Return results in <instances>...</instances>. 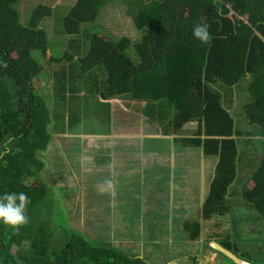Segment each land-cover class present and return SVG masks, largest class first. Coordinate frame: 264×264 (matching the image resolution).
Listing matches in <instances>:
<instances>
[{"label": "trees", "instance_id": "16d2710c", "mask_svg": "<svg viewBox=\"0 0 264 264\" xmlns=\"http://www.w3.org/2000/svg\"><path fill=\"white\" fill-rule=\"evenodd\" d=\"M56 1L0 0V196L24 192L30 199L26 224L13 230L0 222V264H146L144 258L115 245L53 225L51 211L43 209L47 205L52 210L48 206L51 187L42 178L47 167L42 153L54 136L50 124L65 121L57 129L72 131L76 104L85 90L98 93L110 105L131 96L145 104V115L165 135H181L178 142L219 157L204 203L206 218L230 213L237 208L240 195L264 221V144L262 154L249 153L244 165L243 131L237 129L233 115L241 89L242 113L255 130L249 135L255 133L264 142V0L144 3L136 12L130 11L143 33L134 45L141 61L131 56L129 38L105 37L86 26L98 21L111 0H74L63 24L70 36L68 49L61 58L50 55L46 22L64 4L55 6ZM19 2L36 4L29 25L20 20ZM198 23L210 26L212 40L207 44L192 35ZM34 50L49 58V72L34 58ZM41 80L47 81L45 86H40ZM47 88L54 92L50 103L48 95L40 93ZM60 102L63 107L75 102L67 118L57 112ZM77 119L80 123L82 117L78 114ZM194 123L197 126H191ZM187 132L194 134L185 138L182 133ZM250 181L254 186L247 188ZM36 210L42 211L41 222ZM237 228L245 231V227ZM185 230L189 239L196 240L202 225L187 222ZM237 236L220 242L241 257L264 264V246L255 248L260 260L247 258L246 252H239Z\"/></svg>", "mask_w": 264, "mask_h": 264}, {"label": "rangeland", "instance_id": "374dc122", "mask_svg": "<svg viewBox=\"0 0 264 264\" xmlns=\"http://www.w3.org/2000/svg\"><path fill=\"white\" fill-rule=\"evenodd\" d=\"M151 1L133 0L130 4L126 0H111L98 21L86 26L92 31H100L105 37L129 38L133 45L131 56L141 61L134 45L142 40L143 33L136 28L130 11L136 12L139 6ZM73 3L74 0H57L55 6H60L53 12V20L46 22L50 55L57 58L68 49L70 36L64 31L63 24ZM28 5L25 2L17 4L24 25H29L36 7V4ZM33 56L49 72L50 68L46 66L49 58L39 50H34ZM48 81L52 86V80L49 78ZM46 82L41 80L39 84L45 86ZM78 87L81 92L80 83ZM242 91H238L233 115L238 121L237 129L243 131L241 150L244 165H247L249 153L258 151L262 154L264 142L255 133L249 135L255 130L249 128L242 113ZM40 93L48 95L46 99L51 102L53 90L47 88L44 92L41 89ZM81 95L82 101L76 104L73 132H61L57 126L59 123L64 125L65 121L54 120L50 124L54 136L48 150L42 153L47 163L42 178L51 187L48 206L52 210L47 205L43 209L48 213L51 211L53 225L70 232L81 231L89 239L115 245L129 255L144 258L146 264H238L207 246L210 238L219 237L216 234L226 237L233 230V220L238 227H245L240 235L242 238H236L240 243L239 252L244 255L246 252L247 258L253 260L261 259L255 248L264 246V221L259 220L257 211L249 207L243 197H237L238 206L228 216L213 217L208 221L200 216L215 176L217 156H204L200 148L182 149L174 134L167 137L162 127L145 115V104L131 96L116 99L114 105L118 103V106L114 107L98 93L85 90ZM122 101L126 106L120 104ZM66 105L63 107L60 102L57 111L64 118H67L68 110L71 112L75 107V102ZM78 108H81L80 112ZM78 114L82 117L80 123H77ZM127 114L129 116L125 117ZM191 126L195 127L197 123ZM126 127L128 133L124 131ZM111 130L118 132L108 139L81 135L108 134ZM74 142L76 145L73 146ZM78 148L81 153L74 159L80 162V167L68 158L74 150L78 153ZM253 186L252 181L247 183V188ZM34 213L40 220L42 211ZM193 219L201 220L205 239L193 242L188 238L184 224Z\"/></svg>", "mask_w": 264, "mask_h": 264}, {"label": "clouds", "instance_id": "9594fccd", "mask_svg": "<svg viewBox=\"0 0 264 264\" xmlns=\"http://www.w3.org/2000/svg\"><path fill=\"white\" fill-rule=\"evenodd\" d=\"M207 23H198L193 26L192 35L201 43H209L212 36ZM218 165V163H217ZM217 167V166H216ZM216 171V170H215ZM30 199L24 192H10L0 196V222L16 230L28 222L26 207Z\"/></svg>", "mask_w": 264, "mask_h": 264}, {"label": "flooded vegetation", "instance_id": "af4514ba", "mask_svg": "<svg viewBox=\"0 0 264 264\" xmlns=\"http://www.w3.org/2000/svg\"><path fill=\"white\" fill-rule=\"evenodd\" d=\"M106 101H109V100H106ZM114 103H115V101H113V105H114ZM117 105H114V107H117L118 106V103H116ZM121 109H122V107H121ZM124 109V108H123ZM122 109V110H123ZM124 113H126V111H125V109H124ZM129 115L127 114V115H125V117H128ZM118 126V125H117ZM124 131H125V133H128V132H126L127 131V127L126 128H124ZM118 132V131H117ZM117 132L116 131H113V130H111L107 135H109V136H111L112 138L113 137H115L114 135L115 134H117ZM120 133V132H119ZM121 134V133H120ZM172 134H174V136L176 137V138H181V135H178V134H176V133H171L170 135H172ZM194 134V133H193ZM193 134H189V135H187V134H184L183 136L186 138V137H192L193 136ZM104 135V134H103ZM167 137H169V135H166ZM177 141H178V139H177ZM76 142H74L72 145L74 146V145H76L75 144ZM81 143V142H80ZM179 143L181 144V146H182V149H184V148H187V149H189L190 151L193 149V147H191V146H189V147H187V146H185L184 145V141H179ZM79 146V145H78ZM197 148V147H196ZM201 150V152L203 153V155L204 156H207V157H212V156H208V155H206L205 153H204V151H203V149L202 148H200ZM78 153H76L75 151L76 150H74L73 152H71L70 154H69V156L68 155H66V156H68V158H69V160H73V161H76V159H74V158H77L78 156H79V153H81L80 151H81V149L80 148H78ZM76 163L79 165V167L81 166L80 165V162L79 161H76ZM189 167V166H188ZM76 176H78L77 174H75ZM205 203V202H204ZM201 209V208H200ZM231 213V212H230ZM230 213H227V214H225V215H214L213 217H223V216H228V215H230ZM200 216H202V218L205 220V221H208V220H210V219H208V218H206L205 217V215H204V204H203V207H202V209H201V215ZM212 217V218H213ZM211 218V219H212ZM187 222H191V223H196V222H199L201 225H202V222H201V220L199 221V219H197V220H195V219H193V220H187L186 222H185V224L187 223ZM185 224H184V231L186 232V234H187V236H188V238H189V233L185 230ZM232 224H233V230L231 231L230 230V232H228V235L226 236V237H223V235L221 236L220 234H216L217 236H219L218 238L216 237V238H210L211 240H209V244H210V242L212 241V240H218L219 242L221 241V240H224V239H227V238H229V237H232L233 235H238V234H240L241 235V232H239L238 231V228H237V225H236V223L232 220ZM202 227H203V225H202ZM202 230H203V228H202ZM201 230V234H200V236L198 237V238H196V240H192L193 242H195V241H198V240H201L202 238H206L205 236H203L202 235V231ZM238 233V234H237ZM239 237H241V236H239ZM223 238V239H222ZM242 238V237H241ZM191 240V239H190ZM221 243V242H220ZM254 248V247H253Z\"/></svg>", "mask_w": 264, "mask_h": 264}, {"label": "water", "instance_id": "95a60500", "mask_svg": "<svg viewBox=\"0 0 264 264\" xmlns=\"http://www.w3.org/2000/svg\"><path fill=\"white\" fill-rule=\"evenodd\" d=\"M217 159L219 163V157H217ZM209 245L211 249H213L217 254L230 258L233 262H237L238 264H257L249 259L241 257L239 254L227 248L218 240H212Z\"/></svg>", "mask_w": 264, "mask_h": 264}, {"label": "crops", "instance_id": "0c3cea01", "mask_svg": "<svg viewBox=\"0 0 264 264\" xmlns=\"http://www.w3.org/2000/svg\"><path fill=\"white\" fill-rule=\"evenodd\" d=\"M120 99V98H119ZM123 102V101H122ZM121 105H125L126 106V104L123 102V104L122 103H120ZM73 132V131H72ZM78 135H80V134H78ZM84 138H89V137H97V136H101L102 138H106V139H108V138H112L111 136H109V135H107V134H88V133H83V134H81ZM140 140H142V135L141 136H139V141ZM258 232H260L259 230H257ZM261 235V234H260ZM263 236V235H262ZM259 240V239H258Z\"/></svg>", "mask_w": 264, "mask_h": 264}]
</instances>
